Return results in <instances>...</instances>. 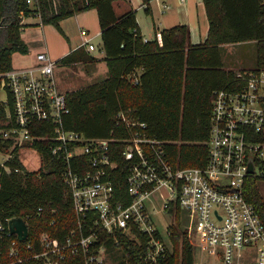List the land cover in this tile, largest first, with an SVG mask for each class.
<instances>
[{"label": "trees", "instance_id": "trees-1", "mask_svg": "<svg viewBox=\"0 0 264 264\" xmlns=\"http://www.w3.org/2000/svg\"><path fill=\"white\" fill-rule=\"evenodd\" d=\"M115 1L118 0H0V85L5 82L8 100L7 104L0 100V129L5 131L18 125L5 74L14 70L15 52H28L22 31L30 24L23 20L39 17L42 24H52L62 31L61 20L96 8L107 77L66 92L70 112L64 116L65 128L89 137L120 138L124 132L119 114L125 112L145 122L150 136L165 142L177 167L205 165L214 93L237 86L238 72H243L224 67L222 47L253 41L257 52L253 70L264 66V0H203L209 30L199 43L191 41L186 24L156 30L153 39L145 40L137 10L131 8L118 15ZM143 1L150 14L149 0ZM95 61L98 59L83 46L57 60L63 65ZM35 126L32 133L36 135H53L52 125L37 121ZM49 146L48 141L34 143L41 166L29 170L20 159L21 147H13V141L0 134V150L11 155L0 165V222L7 226L8 218L21 217L29 226L28 239L23 242L0 229V264L12 261L9 248L13 240H17L22 255L27 256L40 250L42 232L63 241L76 227L72 195L63 177L67 161L54 155ZM112 159L117 160L118 156L112 155ZM72 161L75 164V159ZM119 174L114 178L115 200H129L126 176ZM261 179L264 176H249L244 195L264 220V198L258 187ZM168 215L173 217L168 235L172 247H167L159 264H195L194 247L178 203H171ZM101 238H106L108 247L122 250V259L115 264H149L144 259L148 236L139 233L138 239H132L118 232ZM27 242L32 243L33 250L27 248ZM67 263L76 261L69 257Z\"/></svg>", "mask_w": 264, "mask_h": 264}, {"label": "built area", "instance_id": "built-area-1", "mask_svg": "<svg viewBox=\"0 0 264 264\" xmlns=\"http://www.w3.org/2000/svg\"><path fill=\"white\" fill-rule=\"evenodd\" d=\"M82 37L89 50L96 47L85 31ZM57 65L41 50L34 65L5 74L18 125L0 134L11 139L13 147L34 148L40 160L34 143L48 141L52 153L67 161L63 177L72 195L76 227L63 241L42 232L40 250L27 256L13 240L9 248L13 259L6 264H68L69 257L74 264H107L106 238L101 236L118 232L132 239L139 233L148 236L144 259L159 264L167 251L161 214L163 210L168 214L172 202L178 203L188 238L199 252L195 264H264V220L244 195L249 176H264V66L239 71L237 86L215 91L206 163L177 167L165 142L150 136L147 124L134 115L119 114L124 132L120 138L89 137L66 129L64 116L70 107L66 92L57 85ZM3 101L8 103L7 96ZM37 121L52 125L53 135L32 133ZM118 173L126 176L129 200H115ZM160 189L168 197L156 196ZM153 198L165 199L164 207L156 210ZM10 219L7 226L0 222L1 231L9 234ZM165 229L169 235L170 224ZM26 246L33 250L31 242Z\"/></svg>", "mask_w": 264, "mask_h": 264}, {"label": "crops", "instance_id": "crops-1", "mask_svg": "<svg viewBox=\"0 0 264 264\" xmlns=\"http://www.w3.org/2000/svg\"><path fill=\"white\" fill-rule=\"evenodd\" d=\"M143 4V0H118L114 2V7L118 15L131 8L137 10V21L145 40L153 39L156 30L169 28L177 24L188 25L191 31V41L193 43L204 41L207 37L209 20L203 0H149L153 19V31L145 27L138 16L139 7L142 6L145 9ZM23 21L30 24L22 31V38L28 45V52L26 54L20 52H15L13 54L14 68H20L14 63L17 56H23L26 60H29V63H35L36 53L41 50H46L54 60H60L73 50L83 46L98 59V61L90 63L95 64V73L108 71L107 63L104 59L105 51L103 49V43L100 44L99 53L97 54L93 52L97 49L96 47L89 50L87 45L83 44L82 35L84 31L88 34V37L91 39L90 42L92 43L97 36H101V26L96 8L84 10L61 20L60 26L62 31H59V29L52 24H42L39 17H28ZM33 29H36V31ZM19 64L24 65V63ZM72 65L58 64L55 68L57 78L59 77L58 69L61 70ZM138 73H141L140 69Z\"/></svg>", "mask_w": 264, "mask_h": 264}, {"label": "rangeland", "instance_id": "rangeland-1", "mask_svg": "<svg viewBox=\"0 0 264 264\" xmlns=\"http://www.w3.org/2000/svg\"><path fill=\"white\" fill-rule=\"evenodd\" d=\"M137 7V6H135ZM161 7V6H160ZM138 16L141 19V22L145 27H147L150 31H153V19L151 16V13H147L144 9V7L140 6L138 9ZM36 31V29H33ZM94 45L96 46V50L93 51L95 54L99 53V47L102 43L101 36H97L93 40ZM222 56H223V63L224 67L228 69H234L236 71L238 70H247L251 71L256 67V59H257V52H256V44L254 42H243V43H236V44H228L224 45L222 47ZM29 60H26L23 56H17L15 60V65L17 67H26V66H32L35 63L28 62ZM28 62V63H26ZM19 63H24V65H21ZM26 63V65H25ZM21 65V66H18ZM96 66L95 64L85 63V62H77L74 63L72 66H67L61 70L58 69V78L56 76V81L59 90L62 92H68L72 90H76L78 88L84 87L85 85H89L98 81L103 80L107 77L106 71H101L99 73L96 72ZM139 73H136L135 75L138 76ZM135 75H131L130 78L132 80L136 79ZM7 96V92L5 88H3V85H0V100L5 99ZM0 132H3L2 129H0ZM3 135V134H2ZM37 151L32 148H21L19 149V156L20 159L24 162L25 166L29 170H37L41 166V160L36 154ZM8 156V152L0 151V161L3 162ZM258 187L260 189V192L264 198V179H261L258 181ZM164 189H160L156 192V196H160L161 193L166 194L164 192ZM167 195V194H166ZM168 197V195H167ZM152 201L154 202L156 206V210H160L164 207V201L165 199L161 198H153ZM150 202H148L149 204ZM152 204L150 203L149 206ZM153 214V210H152ZM162 217L165 221V226L168 224H171V221L173 220V217L166 214V212H162ZM154 217H158L156 214H153ZM182 217H185V213L182 212ZM164 225L160 224V228L164 235V241L168 248L171 250V242L168 238L166 229ZM122 259V250L116 247H106L104 252V260L107 264H115L118 261ZM195 261H199V252L195 250Z\"/></svg>", "mask_w": 264, "mask_h": 264}, {"label": "water", "instance_id": "water-1", "mask_svg": "<svg viewBox=\"0 0 264 264\" xmlns=\"http://www.w3.org/2000/svg\"><path fill=\"white\" fill-rule=\"evenodd\" d=\"M254 166L250 167V172H253ZM9 229L11 234H16L20 241H24L29 235V226L21 217H13L9 220Z\"/></svg>", "mask_w": 264, "mask_h": 264}]
</instances>
